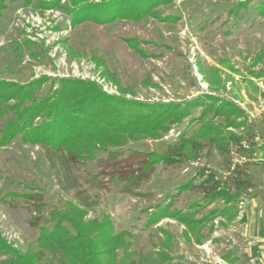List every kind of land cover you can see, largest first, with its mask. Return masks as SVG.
Here are the masks:
<instances>
[{
  "label": "rangeland",
  "instance_id": "374dc122",
  "mask_svg": "<svg viewBox=\"0 0 264 264\" xmlns=\"http://www.w3.org/2000/svg\"><path fill=\"white\" fill-rule=\"evenodd\" d=\"M46 1L0 0V81L24 85L48 77L35 92L41 96L52 85L60 88L62 79H80L96 83L111 96L148 104H183L212 94L234 101L250 123L264 130V78L249 76L250 69L264 68V16L254 8L260 0H250L237 15L230 14L232 7L248 0H173L155 5L151 13L147 9L131 11V0H126L121 10L109 9L102 17L89 16L78 23L73 10L67 8L71 0H61L56 6L53 0ZM257 57L261 60L255 64ZM214 69L220 71L222 90L209 84ZM250 78L255 85L247 84ZM16 100L22 99L8 104ZM202 110L201 106L193 109L159 139L130 140L116 156L98 149L94 159L78 165L68 161L65 153H52L41 143H28L18 135L0 148L1 237L21 253L42 249L40 264H59L42 247L41 229L52 228L56 219L50 212L56 211L54 216L60 217L59 213L76 209L85 212L81 216L85 221L106 217L115 233H128L127 261L133 264H164L158 257L162 251L170 254L169 264H221L228 257L232 264L243 252V264H264V242H253L241 219L223 222L211 218L200 232V243L193 236L188 241L185 226L176 219L166 217L150 224L158 204L172 200L171 209L186 211L200 199L202 189L198 187L179 190L182 182L192 178L197 185L201 183L205 177L200 170L210 169L223 180L229 177L228 160L218 152L202 150L198 159L182 166L160 163L147 180L130 189L120 179L139 171L147 152L163 154L178 143L181 133L193 135L201 122L191 120ZM11 118L14 115L8 114L0 119V128ZM255 141L262 143L261 138ZM231 157L232 165L247 162L235 151ZM246 165L255 186L243 194L240 218L247 212L264 214V152ZM39 191L44 195L41 217L32 202L10 195ZM253 194L256 198L250 199ZM220 205L222 200L206 206L197 218ZM64 226L74 231L69 222ZM165 242L172 248L163 247ZM117 254V262H121L127 253L118 250ZM8 257L0 251V264ZM62 260V264H71L67 258Z\"/></svg>",
  "mask_w": 264,
  "mask_h": 264
},
{
  "label": "trees",
  "instance_id": "16d2710c",
  "mask_svg": "<svg viewBox=\"0 0 264 264\" xmlns=\"http://www.w3.org/2000/svg\"><path fill=\"white\" fill-rule=\"evenodd\" d=\"M53 1L56 6L61 0ZM125 1L102 0L100 3H93L91 0H71L70 7L67 8L73 10L78 23L89 16L102 17L109 9L121 10ZM151 1L138 3L136 0H131L128 8L131 11L147 9V12L151 13L155 5L169 4L173 0H156L152 5ZM249 2L250 0L235 4L230 14L237 15L240 8L247 6ZM254 8L264 16V0H260ZM73 21L74 17L71 22ZM260 58L255 59V64L260 62ZM222 63L229 66L226 61ZM228 68L238 72L231 66ZM214 70V79L213 81L209 79V84L213 89L219 87L222 90L220 71ZM249 74L251 78H264V68L259 71L250 69ZM251 78L247 79V84L255 85ZM48 80V77H44L24 85L0 81V119L8 114L14 115V118L0 128V148L21 135L26 142L41 143L52 153H65L64 157L68 161L78 165V163L82 164V160L94 159L98 149H107L112 156H116L119 149L130 140L137 141L146 137L159 139L170 130L173 123L182 122L193 109L201 106L203 107L201 115L191 120L192 123L201 122L193 135L187 137L186 132L181 133L178 143L169 146L163 154L147 152L139 171L120 179L128 189L131 186L137 187L148 179L160 163L173 167L182 166L198 159L202 150L215 151L223 159L228 160L229 177L223 180L210 169L200 170V176L205 177L201 183L197 185L195 178H192L179 186L180 191L196 187L202 189L200 199L191 204L186 211L171 209L172 200L166 205L158 204L151 214L150 224H157L166 217L176 219L185 226L187 240L190 241V237L193 236L200 243L201 240L198 238L200 232L208 225L211 218L219 220L225 218L226 221L231 222L238 216V207L245 201L243 194L246 195L247 191L255 186L246 164L256 159L259 154L263 155L264 130L250 123L246 112L234 101L222 96L203 94L183 104H148L111 96L96 83L80 79H62L60 88L53 89L52 85L47 94L36 96L35 92ZM18 97L22 100L8 104ZM27 98H30L28 99L30 101L25 105ZM217 118L222 120L217 122L215 121ZM36 119H38L37 123ZM262 123L264 124V117ZM231 128L242 131L237 133ZM257 138H261V144L256 143ZM233 151L247 162L232 165ZM41 192L10 195L14 198L21 195L26 202H32L41 217L44 216V195ZM249 198H256V195H250ZM219 200L223 201L222 206H217L206 216L197 218L198 212ZM55 214L56 211L50 212V216L56 219L52 228L41 229L40 243L59 259V264H62V259L65 258L71 264H124L125 262L133 264L127 261L129 243L125 236L128 233H115L108 218L105 217L102 221H85L82 218L85 212L82 210L77 212L76 209L64 214L59 213L60 217L54 216ZM66 221L72 225L74 231L64 226ZM168 240L170 242L171 238ZM168 244L165 242L163 247L172 248ZM118 250L127 253L124 255L126 258L123 257L121 262H117ZM0 251L9 255L2 264H40L42 256V249L34 253H21L3 240L1 234ZM158 257L164 264H169L171 261L167 251H162Z\"/></svg>",
  "mask_w": 264,
  "mask_h": 264
},
{
  "label": "crops",
  "instance_id": "0c3cea01",
  "mask_svg": "<svg viewBox=\"0 0 264 264\" xmlns=\"http://www.w3.org/2000/svg\"><path fill=\"white\" fill-rule=\"evenodd\" d=\"M239 208V207H238ZM240 211L238 213V216L235 218V220L231 221L234 222L236 220H243L245 221V224H247L248 227H246V231L249 234V237H251L254 241L253 242H264V214L261 212L255 211L253 215L251 212L245 213L243 218H240ZM221 220L226 221L225 218H221ZM228 222V221H227ZM225 233V232H223ZM245 253H241V255H237V259H234L235 262L232 264H243V257H245ZM234 257V256H233ZM230 260V257H228V261ZM233 260V261H234ZM226 264H230L227 260H223ZM232 261V262H233Z\"/></svg>",
  "mask_w": 264,
  "mask_h": 264
},
{
  "label": "built area",
  "instance_id": "2783aa9c",
  "mask_svg": "<svg viewBox=\"0 0 264 264\" xmlns=\"http://www.w3.org/2000/svg\"><path fill=\"white\" fill-rule=\"evenodd\" d=\"M221 264H226V263L221 259Z\"/></svg>",
  "mask_w": 264,
  "mask_h": 264
}]
</instances>
